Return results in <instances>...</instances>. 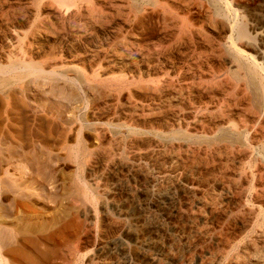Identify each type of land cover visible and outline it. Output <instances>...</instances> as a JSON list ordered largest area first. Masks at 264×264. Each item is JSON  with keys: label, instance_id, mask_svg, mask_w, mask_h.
<instances>
[{"label": "rangeland", "instance_id": "rangeland-1", "mask_svg": "<svg viewBox=\"0 0 264 264\" xmlns=\"http://www.w3.org/2000/svg\"><path fill=\"white\" fill-rule=\"evenodd\" d=\"M263 15L264 0H0L7 264H253L264 70L236 48L264 69Z\"/></svg>", "mask_w": 264, "mask_h": 264}, {"label": "bare ground", "instance_id": "bare-ground-1", "mask_svg": "<svg viewBox=\"0 0 264 264\" xmlns=\"http://www.w3.org/2000/svg\"><path fill=\"white\" fill-rule=\"evenodd\" d=\"M224 1V0H223ZM193 2V1H192ZM227 2V1H226ZM235 2V1H234ZM228 4V3H227ZM230 7V5L228 4V5H226V6H224V7ZM243 8V7H242ZM229 9V8H228ZM234 9V8H233ZM234 11V10H233ZM253 11V10H252ZM256 12V11H255ZM253 14V13H252ZM260 14V13H259ZM262 15V14H261ZM231 16V15H230ZM234 16V15H233ZM255 16V15H254ZM264 16V15H263ZM262 16V17H263ZM232 17V16H231ZM235 18H233V20H234ZM236 20V19H235ZM237 21V20H236ZM236 21H234V22H236ZM233 22V21H232ZM262 22V21H261ZM237 23V22H236ZM259 24V23H258ZM233 25V24H232ZM219 26V25H218ZM235 26V24L233 25V27ZM228 27H230V26H228ZM232 27V26H231ZM230 27V28H231ZM232 27V28H233ZM220 28V27H219ZM228 29L229 30V32H232V30L231 29ZM226 29V28H225ZM215 31V30H214ZM234 34V33H233ZM229 35H231L230 33L228 34V36ZM227 36V35H226ZM228 36H227V38H228ZM224 37H225V35H224ZM229 41H231V39H229ZM233 42V41H232ZM231 42V43H232ZM235 43V42H234ZM234 43H232L233 45H231L232 47H234L235 46V44ZM259 43V42H258ZM264 45V44H263ZM238 47H240L239 45H237ZM262 46V45H261ZM242 47V46H241ZM235 48V47H234ZM235 50V49H234ZM236 50L238 51V53H240V54H243L245 57H247L248 59H249V61H250V69H251V71L252 72H254V73H258L259 74V72L260 71H263L264 69H262V67H263V65H262V67L260 66V64L254 59V57H252V55L250 56L249 54H248V52L247 53H245L244 51H242L241 49H238V48H236ZM245 50V49H244ZM250 53V52H249ZM239 54V55H240ZM255 54V53H254ZM242 56V55H241ZM248 61V62H249ZM10 65V64H9ZM1 67V66H0ZM11 67H12V65H11ZM20 67V66H19ZM2 69H3V67H2ZM12 68H10V69H8V70H0V72H1V74H4V75H6V74H9V73H11V70ZM56 73H58V72H56ZM62 75V74H61ZM260 75V74H259ZM260 77V76H259ZM259 79V78H258ZM262 79V78H261ZM260 79V80H261ZM5 80V79H4ZM261 82V81H260ZM243 88V87H242ZM264 90V89H263ZM247 94V93H246ZM240 95V94H239ZM229 101V100H228ZM235 102V101H234ZM233 103V102H232ZM249 103V102H248ZM228 105V104H227ZM237 105V104H236ZM250 112V111H249ZM247 114V113H246ZM248 114H250V113H248ZM254 117V116H253ZM238 120V119H237ZM220 122V121H219ZM239 123V122H238ZM218 126V125H217ZM241 126V125H240ZM239 128V127H238ZM237 128V129H238ZM264 128V127H263ZM94 129V128H93ZM238 134V133H237ZM250 134V133H249ZM240 135V134H239ZM247 135H248V133H247ZM10 137V136H9ZM245 139V138H244ZM226 145V144H225ZM251 151V150H250ZM242 155V154H241ZM246 155V154H245ZM249 155V154H248ZM244 156V155H243ZM259 157V156H258ZM245 159V158H244ZM234 162V161H233ZM245 163H247L246 161H245ZM238 166H239V164H238ZM237 167V166H236ZM260 170V169H259ZM258 171V170H257ZM237 174V173H236ZM259 176V175H258ZM153 179V178H152ZM247 179V178H246ZM244 181V180H243ZM248 181V180H247ZM246 181V182H247ZM154 182V181H153ZM245 182V181H244ZM163 183V182H162ZM262 183H264V182H262ZM10 185V184H9ZM166 185V184H165ZM263 185V184H262ZM155 187V186H154ZM15 188H17V187H15ZM13 189V188H12ZM157 189V188H156ZM161 189V188H160ZM154 190V189H153ZM152 190V191H153ZM17 191V190H16ZM168 192H170V191H168ZM244 193V192H243ZM149 195H151V193L149 194ZM153 195V194H152ZM156 195H157V197H159V198H161V197H163V193L162 192H157L156 193ZM155 195V196H156ZM171 195V194H170ZM149 197H151V196H149ZM155 198V197H154ZM172 199V198H171ZM240 199V198H239ZM242 199V198H241ZM158 200V199H157ZM160 200V199H159ZM240 201V200H239ZM158 202V201H157ZM163 202H164V199H163ZM169 202V201H168ZM173 211V210H172ZM260 213H261V211H260ZM170 214V213H169ZM168 214V215H169ZM240 214V213H239ZM256 215V214H255ZM241 216V215H240ZM254 216V215H253ZM259 215H257V217H258ZM257 217H255V218H257ZM1 218V217H0ZM254 218V217H253ZM252 218V219H253ZM259 218H261V217H259ZM247 220V219H246ZM260 220V219H259ZM258 221V220H257ZM264 222V221H263ZM255 223H256V220H255ZM249 224V223H248ZM253 224V223H252ZM250 226H251V224H250ZM250 228V227H249ZM262 228H264V226L262 227ZM247 229H248V227H247ZM254 229V228H253ZM251 232V231H250ZM263 233V232H262ZM219 234V233H218ZM233 234V233H232ZM137 235H139V234H137ZM3 240V239H2ZM261 240V239H260ZM251 242V241H250ZM250 244V243H249ZM1 245V244H0ZM228 246V245H227ZM16 248V247H15ZM2 250H0V264H7V259H5V257L2 255V252H1ZM210 251V250H209ZM244 252H246V251H244ZM248 255V254H247ZM249 255H251V259H249V260H252V263L253 264H264V249H262V248H259L258 246H253V247H251V250H249ZM239 256V255H238ZM242 256V255H241ZM240 256V257H241ZM243 256H245V254L243 255ZM31 258V257H30ZM247 258V257H246ZM243 261H246V259H243ZM9 262V261H8ZM13 263H14V261H13ZM157 263V262H156ZM232 263V262H231ZM238 263V262H237ZM249 263V262H248ZM233 264V263H232Z\"/></svg>", "mask_w": 264, "mask_h": 264}]
</instances>
